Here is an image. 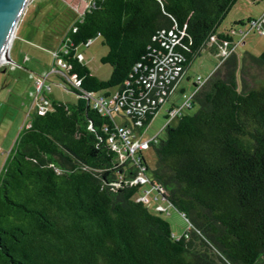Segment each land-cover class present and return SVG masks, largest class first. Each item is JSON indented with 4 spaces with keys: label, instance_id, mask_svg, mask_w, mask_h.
Here are the masks:
<instances>
[{
    "label": "trees",
    "instance_id": "1",
    "mask_svg": "<svg viewBox=\"0 0 264 264\" xmlns=\"http://www.w3.org/2000/svg\"><path fill=\"white\" fill-rule=\"evenodd\" d=\"M234 2L88 1L57 59L80 90L115 92L122 120L60 76L74 102L30 112L0 166V264H264V51L233 50L216 64L174 123L153 134L150 168L135 153L149 184L187 221L180 235L136 199L138 165L119 162L109 141L117 124L148 126L158 104L138 115L134 102L156 96L145 82L165 54L184 70L207 43L216 53L209 35L231 41L216 28ZM94 36L106 47V79L77 59L76 46Z\"/></svg>",
    "mask_w": 264,
    "mask_h": 264
},
{
    "label": "rangeland",
    "instance_id": "2",
    "mask_svg": "<svg viewBox=\"0 0 264 264\" xmlns=\"http://www.w3.org/2000/svg\"><path fill=\"white\" fill-rule=\"evenodd\" d=\"M89 0H27L19 13L9 40L6 55L7 60L0 63V166L5 159L8 149L18 129L26 124L28 115L44 101L41 96H55L61 101H72L76 94L61 84L63 67L58 62L57 52L62 49L60 39L70 24L78 18ZM245 10L255 14L260 5L244 4ZM251 10V11H250ZM236 14L232 8L226 12L216 30L228 28H242L240 31H231L234 42V52L240 55L246 51L257 55L264 51V33L248 29L243 25L232 23L231 17ZM240 26V27H239ZM76 50L81 54L83 63L89 72L99 79H106L110 67L100 62V57L106 52L99 36H94L87 45H78ZM218 63V57L207 46L201 48L184 68L185 75L178 86L182 92H174L168 96L166 105L173 101L179 106L192 89V82L196 76L204 79ZM41 81V84L39 82ZM49 86V90L47 88ZM112 88H107L111 90ZM195 105L186 109L192 112ZM165 108L160 106L159 111L150 120L144 135L154 134L161 127L164 119L162 113ZM111 116L115 123L122 120L116 112ZM174 120L170 121V125ZM141 154L148 168L153 165L151 147L142 149ZM148 169L144 172L148 176ZM138 194L144 195V204L150 209H160L159 216L169 226L171 234L180 235L188 226L184 217L167 201L161 199L155 189L148 182L138 187Z\"/></svg>",
    "mask_w": 264,
    "mask_h": 264
},
{
    "label": "built area",
    "instance_id": "3",
    "mask_svg": "<svg viewBox=\"0 0 264 264\" xmlns=\"http://www.w3.org/2000/svg\"><path fill=\"white\" fill-rule=\"evenodd\" d=\"M264 2V0H263ZM248 29L254 30L258 33H263L264 28V8L260 12V14L255 18H250L247 22ZM90 39H87L85 45L89 42ZM208 40L212 41L216 44V56L218 57V62L227 56L231 51L234 50V43L227 42L226 40L216 41L213 35L208 36ZM77 59H81V54H77ZM61 66L64 68L65 63L61 59H57ZM181 66L178 63H174L168 54H165L158 62H156L149 74L150 81L145 82L146 87L155 86L158 91L156 92L155 97L146 98L145 102L141 103L140 101H135L134 105L137 107V114L141 115L142 112L146 109L147 103L150 106L158 104L157 109L154 112V115L158 112L160 106L164 103L167 99V94L171 90L173 84L178 80L180 75L182 74ZM63 79L72 87L77 88L89 101L91 107L95 108L98 112L111 115V112L118 111L119 106L121 105V100L117 97L115 92H109L107 94H103L100 91H82L78 88L79 86V79L76 78L73 74L66 75L62 73ZM203 79H200L198 76L195 77L193 82L196 86L192 87L189 95L184 98L179 106L172 105L167 106L163 112V123L161 125L164 126L165 124H169L170 121L174 120L178 113L183 111L186 107L190 105V97L196 88L201 84ZM171 84L167 87V84ZM41 84V81L39 82ZM48 88V86H47ZM41 99L44 101L42 105H39L36 109L42 111L49 106V102L41 96ZM130 111L129 107H126L125 113ZM153 115V116H154ZM135 124H139L138 120L134 122ZM147 127V126H146ZM144 127L140 131L132 130L128 126H124L121 124H117L116 126V135L118 139H114L109 137L110 147L117 152L119 162L124 161L125 159H130L134 164H137V173L131 180L132 183H138L139 185L145 183L146 181L149 184L148 177L145 176L144 166L142 164L139 165L138 163V156L135 154L136 152L142 151V149L148 147L150 141L154 139V135H144V131L146 129ZM150 185V184H149ZM159 192L157 186H152ZM156 191V192H157ZM157 192V194H158ZM159 195V194H158ZM160 196V195H159ZM161 197V196H160ZM137 200H140L144 203L146 197L144 195L138 194L136 196ZM162 199V197H161ZM158 210L160 209H153Z\"/></svg>",
    "mask_w": 264,
    "mask_h": 264
},
{
    "label": "crops",
    "instance_id": "4",
    "mask_svg": "<svg viewBox=\"0 0 264 264\" xmlns=\"http://www.w3.org/2000/svg\"><path fill=\"white\" fill-rule=\"evenodd\" d=\"M255 4V3H257L258 5H260V9L258 10V12H256L255 14H252L251 12H247L246 10H245V7H243L244 6V4L246 5V4ZM232 8H234L235 10H236V14L235 15H233L232 17H231V21H232V23H237V21H243V23L246 21V19L247 18H255V17H257L259 14H260V12L262 11V9L264 8V2L262 1V0H235V2L231 5V7L228 9V11H230ZM227 11V12H228ZM251 11V10H250ZM243 23H241V24H239L240 26L241 25H243ZM239 26V27H240ZM240 29H242V28H240ZM240 29L239 28H237V29H234V28H232L231 26H229L228 28H222L221 29V31H225V32H227V34L230 36V39H231V43H234L233 42V38H232V35H230V32L231 31H240ZM220 31V30H219ZM210 46H211V43H207V48L209 49V50H211L210 49ZM76 50V49H75ZM76 52L77 53H79L77 50H76ZM213 53V52H212ZM216 55V54H215ZM81 61L83 62V58H82V56H81ZM185 75V72H184V70L182 71V74L180 75V77L178 78V80L173 84V86H172V88H171V90L169 91V94H168V96L169 95H171L172 93H174V92H176V91H178V92H182L183 91V88H182V86H178V83L180 82V80L182 79V77ZM96 77V76H95ZM97 78V77H96ZM200 78V77H199ZM99 79V78H98ZM201 79V78H200ZM50 88H49V86H48V90H49ZM77 96V95H76ZM167 96V97H168ZM43 97L48 101V102H50L51 100H54V101H58V102H62V103H71V102H74V100H72V101H61V100H58V99H56V97L55 96H48V95H44L43 94ZM165 101H167V99L165 100ZM174 102L173 101H171V102H169V105H166L165 103H163L162 105H161V108L162 107H164V108H166L167 106H170V104H173ZM159 111V110H158ZM170 124V123H169Z\"/></svg>",
    "mask_w": 264,
    "mask_h": 264
},
{
    "label": "water",
    "instance_id": "5",
    "mask_svg": "<svg viewBox=\"0 0 264 264\" xmlns=\"http://www.w3.org/2000/svg\"><path fill=\"white\" fill-rule=\"evenodd\" d=\"M26 2L25 0H0V51Z\"/></svg>",
    "mask_w": 264,
    "mask_h": 264
},
{
    "label": "bare ground",
    "instance_id": "6",
    "mask_svg": "<svg viewBox=\"0 0 264 264\" xmlns=\"http://www.w3.org/2000/svg\"><path fill=\"white\" fill-rule=\"evenodd\" d=\"M26 1L27 0H25V2ZM12 30L13 29H11L10 32L8 33L7 39L5 41V44H4L3 48L0 51V63H2V62L7 60L6 50H7V46H8L9 40H10L11 35H12Z\"/></svg>",
    "mask_w": 264,
    "mask_h": 264
}]
</instances>
